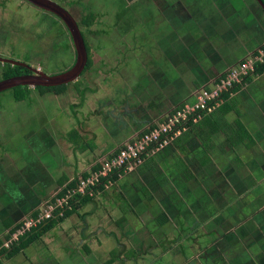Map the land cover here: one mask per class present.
I'll list each match as a JSON object with an SVG mask.
<instances>
[{
	"label": "rangeland",
	"instance_id": "rangeland-1",
	"mask_svg": "<svg viewBox=\"0 0 264 264\" xmlns=\"http://www.w3.org/2000/svg\"><path fill=\"white\" fill-rule=\"evenodd\" d=\"M55 1L69 9L75 19L79 21L78 25L86 30L91 64L88 65L87 69H84L76 81L67 83L63 90L57 92L31 88L25 99L21 100H16L14 97L17 89L9 88L0 92V251L2 248L11 251L13 243L17 242L20 236L36 224L37 218H44L47 214L45 211L50 208L55 207L56 209L57 206H61L58 204H63L70 199L79 202L81 198L87 195L92 198L79 206L66 219L58 222L52 230L35 242L36 244L33 243L35 245L31 244L33 245L32 248L18 251V254L12 256L8 255L7 252L0 254V264H169L171 261L166 262L165 254L171 253L172 258L178 254L182 255V248L188 247V241H186L188 237L198 234L199 231L195 230L200 229L207 219L203 220L199 216L198 226L194 229H188L189 231L181 230L179 233L182 239L172 245L164 246L161 244L165 240L166 232L162 228H156L151 231V235L156 236L158 234L159 241L157 245L159 246L152 245L151 249L144 239L132 238L136 232L133 227L131 229L128 225L127 214L129 213L128 219L131 217V219L137 221L140 217L138 212L140 208L136 211L129 209L128 205H125V200L128 204L131 200L136 204L138 203V205L145 204L143 197L139 196L143 195L147 200L153 194L155 197L157 196L155 188L162 186L157 190L160 194L162 193L163 200L171 198V201H175L176 195L180 194L182 202L186 204L195 203L191 199L193 183H190L187 187L185 185L182 187L174 176V173L178 171L182 173L183 178L190 179L194 177L190 176L191 171L194 169L192 172H194L195 178L192 179L198 182L201 188L199 190L197 184H195V193H198L199 199L205 203L209 200L210 203L212 200L216 201L218 196L213 198L212 195L211 197L212 185L208 186V182L211 180L207 173L208 169L197 170L194 168L197 167V157L204 156L206 152H197V149L194 152L192 150L182 151V157L187 162V166L179 162L178 170L173 166L169 167L167 173L156 175L157 173L153 172V178L148 180L153 184L152 190L147 187L139 188L140 183L133 194L129 189L131 185L125 186V183H128L130 174L142 168V166L144 168L146 160L157 156V153L165 147L153 156L150 155L141 165L135 167L136 170H126L120 175L119 180L116 179L114 182L109 183L107 188L104 187L101 190L100 185L95 187L93 191L87 189L91 192L80 194L76 200L75 197L68 194L60 200L57 197L60 190L65 189L70 182L84 178V173L87 175L91 173L100 162H106L119 147L132 138H136L139 131L149 129L151 123L145 121L141 116L133 117L135 113L133 108L138 104L139 96L144 98L146 94L141 91V88L151 87L152 90L153 86L150 84L154 79L161 85L166 83L159 76L165 71H162V73L160 70H156L157 66H152L154 65L152 61L148 63L145 60L157 58L160 61L166 57L160 56L164 55L160 52L165 53L162 39H159L160 30L156 29L152 32L153 38L149 35L145 37L138 36L144 48L138 46L141 45L138 41L133 46L132 39L121 36L126 35V31L115 38V34L110 32L111 29L106 30L105 26L107 28L112 27L110 25L112 21L111 13L107 16L110 19L109 23L100 20L101 22L96 25L94 21L96 16L91 25L83 22L82 18L87 11L93 12L95 15L98 14V16L105 19L104 9L109 10L110 7L100 6L96 0ZM89 1L92 2L90 5ZM101 13L102 15H100ZM249 13L254 17H259V10L256 8L249 11ZM0 15H2L3 22L7 27V31L1 36L0 48L2 47L6 54L3 55L4 58L7 57L13 60L10 61L12 64L14 61L32 62L31 66L52 74L68 69L75 62L76 51L73 41L69 42L68 40L69 35L64 22H61L52 12L42 9L28 0H0ZM114 22L121 24V29L125 30L126 26L123 22H117L116 20ZM156 22L159 23L157 20ZM144 23L145 21L143 23L135 22L136 25L127 23L126 30H128L129 24H133L138 29ZM251 23L250 20L248 22L249 27L252 26ZM202 24L203 32H206L204 27H207V25ZM59 27L64 31L58 32ZM188 29L179 30L178 43H181L180 47L172 42L169 50L171 51L172 48L177 47L182 53L186 51L185 65L181 64L180 70L184 78L191 81L187 91L191 88L201 90L202 85L209 83L208 76L206 81H201V75H207L210 72V70L207 72V61L205 60V64L201 62L205 72L200 76L192 74L194 71H191V64L195 63L197 59L201 60L208 56L207 52L210 49L208 41L204 40L203 44L200 42L201 48L197 52L194 45L201 38L196 36V31L192 32L190 28ZM199 31L201 32V30ZM144 33L148 34V31H144ZM130 34L132 33L130 32ZM141 35H143V31ZM243 35L241 39L245 42L246 40L250 41L252 38V35L247 31ZM262 45H264V41ZM149 46H153L152 52H154V55H149ZM64 48H67L68 51H64ZM129 50H132V52H129ZM200 52L202 53L200 54ZM4 67L5 71L7 64ZM11 67L14 66L11 65ZM171 67L168 63L166 73L168 78L173 74L175 76V72ZM0 69H3V63H0ZM0 72L2 71L0 70ZM152 76L154 79H151ZM168 83L172 82L169 80ZM193 85L195 86L191 87ZM22 89L20 90L22 91ZM148 89L150 90V88ZM183 100L186 101V97L179 104L176 105L175 103L173 105L175 106L173 111L181 105ZM144 101L145 99L142 100V102ZM185 101L183 103H186ZM139 105L141 107V104ZM146 105L148 108L151 107L149 103ZM185 105H189V103ZM21 110H24V113L21 112L20 114L19 111ZM58 118L61 120H58ZM228 119L229 122L232 121L230 117ZM55 121L58 132L61 134L54 133L55 128H57L56 125L54 127L50 126ZM185 122L183 121V123ZM199 122L200 120L197 123L199 124ZM187 123L185 126H187ZM44 128L47 129L50 136L45 134V137H42L41 134H43ZM66 137H69L75 145L71 143L72 146L70 147ZM34 139L40 142L38 147L35 146V148H33V144L30 147L31 142L35 141ZM194 139L197 138L194 136L191 142ZM84 145L87 148L81 150L80 146ZM55 155L56 159L54 160ZM61 172L66 173L65 180L58 182L60 178L58 175ZM171 178H175L177 186L174 187ZM123 179H125L124 182ZM226 183L228 184L227 181ZM156 184L160 186L157 187ZM168 184L173 188H170ZM135 187L133 186L134 189ZM254 189L255 186L249 187L250 191H254ZM244 205V203L239 204L241 208ZM207 208H211V206ZM261 208V210L256 208L252 212H248L241 221L246 222V224L253 221L254 227L264 225V220L260 217V214L264 217V207L261 206ZM132 210L133 212H131ZM212 210L217 213L227 211L224 208L222 210L220 208ZM56 212L53 211V216ZM53 216L51 215V217ZM231 217L234 219L233 221L237 220L233 214ZM231 222L230 220L226 224L229 227L227 229L238 226ZM247 229L250 230V228ZM130 231L133 235H130ZM232 232L233 230H231ZM189 243L192 244V242ZM205 244L204 242L203 245ZM247 248L231 260L226 256L228 258L224 259L226 262L221 260L218 263H213L259 264L262 261L264 262V251L261 253L259 250L256 254H250L253 250ZM253 248L255 247H250V249ZM219 250L220 256L218 258L223 259V251ZM116 253L117 255H115ZM135 253L138 255L136 256ZM198 254L208 255L204 250H199ZM112 256H115V258ZM123 257L126 260H123ZM185 257V255L182 256L180 259L182 263L180 262V264H193L188 262L192 258L187 259ZM128 259H131V261H128ZM195 260L199 261L196 256ZM175 262L173 263L175 264ZM198 264L209 263L200 260Z\"/></svg>",
	"mask_w": 264,
	"mask_h": 264
},
{
	"label": "crops",
	"instance_id": "crops-1",
	"mask_svg": "<svg viewBox=\"0 0 264 264\" xmlns=\"http://www.w3.org/2000/svg\"><path fill=\"white\" fill-rule=\"evenodd\" d=\"M96 1L100 6L110 7V9H104L105 19L97 14L96 19L94 20L95 24L97 25L98 22H101L100 20L104 23H109L110 19L107 16L111 13L112 21L110 22V25H112V27H105L106 30L111 29L110 32L115 34V38L117 35L126 31L127 34L121 36H126L127 38L132 39V45L135 46L137 41L138 43L141 41L139 37L149 35V37L153 38L152 32L156 29L160 30L159 39H162L163 50H165V53L160 52V54H164L160 56L166 57L160 61H158L157 58H154V60H151L150 58L145 60L148 63H151L152 61V64H154L152 66H157L155 68L156 70H160L161 72L165 71L159 76H161L166 83L161 85L159 82L155 81L152 76L151 79H154V81H152V84L150 85L153 86V89L151 90V87H148L150 90L148 88H141V91H144L146 94L144 95V98L139 96L138 104L133 108L135 111L133 117L137 118L141 116L145 121L147 120L151 123L149 124L150 127L157 121L161 122L166 119L168 115L173 114V112L176 111V109L173 111L175 108L173 105H175V103L176 105L179 104L183 98L186 97V101L183 100L181 105L184 101L189 104L195 102L199 97L198 94H201L200 92L202 90H210L215 83L213 81L219 80L229 68L255 54L264 41V8L258 0ZM261 1L264 4V0ZM91 3L89 1V5ZM87 6L86 9L88 8ZM254 8L259 10V17H254L249 13V11H252ZM88 13L89 11L85 13L86 15H84L83 18L87 16ZM100 15H102V13ZM3 20L2 15H0V39L7 31L6 24ZM115 20L117 22H123L126 27L127 23H143L144 21L145 23L138 29L134 26L136 24H129L128 30H126V27L125 30H123L121 29V24L115 23ZM156 20L159 21V23H157ZM250 20L252 21V26L249 27L248 22ZM202 23H204V26L207 25V27H204L206 28V32H203L204 29ZM129 28L132 29L129 30ZM188 28H190L192 32L196 31V36L201 38L198 40L199 43L196 41L194 45L197 52L201 48L200 42L203 44L204 40H206V42L208 41L210 49V51L207 52L208 56L201 60L197 59L195 63L191 64V71H194L192 74L194 73V76H196V74L200 76L205 72L202 68L201 62L202 64H205V60L207 61V72L209 70L210 72L207 75L202 74L201 81H206L208 76L209 85H202L201 90L191 88L192 90L190 89L187 91L188 85L191 81L188 78H184V75L180 70V65H185L186 51H183L182 53L177 47L172 48L171 51L169 50L172 42H175V44L180 47L181 43H178V36H180L179 30H189ZM199 30H201V32ZM103 31L105 32V30ZM142 31L143 35H141ZM144 31H148V34L144 33ZM245 31L252 35L250 41L246 40L245 42V40L241 39L244 36L243 33ZM130 32L132 34H130ZM138 46L141 48L143 47L142 43ZM152 47L153 46H149L150 56L154 55ZM129 52H132V50H129ZM202 52H200V54ZM3 55L6 54L1 47L0 57ZM0 63H2L1 60ZM168 63L172 66L171 69L175 72V76L173 74L170 78L166 76ZM0 70L4 71V68ZM1 73L2 72H0V77ZM169 80L172 82L170 83L172 85L168 83ZM249 81L250 82L244 84L241 88L226 98L224 104H222L220 108L218 107L213 112L205 114L199 124L192 122L187 125L188 127L182 128V133L178 137H174L175 139H173V142L169 143L167 147H163L164 149L159 151L157 156L150 157V159L146 160L144 168L143 166L138 170H136V168V171L128 176V183H125V186L131 185L129 189H131L133 194L138 187L137 185H140V183L141 185L139 188L147 187L152 190L153 184L148 182V180L153 178V172H156V175L167 173L169 167L173 166L178 170L179 162H182L183 165L187 166V162H185V159L182 157V151L192 150V152H194L197 149V152H206L204 156L197 157V167L194 168L197 170L208 169L207 173L211 179L210 182H208V186L212 185V191H210L211 197L212 195L213 198L218 196L216 201L212 200L210 203L209 200L208 202L206 201V204L199 199L198 193H195V184H197L199 190L201 188L198 185V182L192 179L195 178V175L193 174L194 172H192L194 169L191 171L192 174L190 175L191 177H194L190 179L187 178L186 180L183 178L182 173L176 170L174 176L177 178L178 184L182 187H184V185L187 187V185L193 183L191 199L192 201H195V203L190 202L186 204L182 202L180 194L176 195L175 201H171V198L167 199L166 197L165 199L167 200H163L162 193L160 194V192H158L160 187H162L159 184H156L157 187H160L155 188L157 194L155 197L153 194L151 198L147 200L143 195L138 194L140 195L139 197H143L145 204L138 205V203L136 204L132 200L130 202L133 204L130 202L128 204L125 200V205H128L127 207L129 209H134L136 211L140 208L138 212L140 213L139 216L141 218L139 217L138 220L136 219L137 221H134L131 217L128 219L129 213L127 214L128 225L131 229L133 227L136 232L133 235L130 231V235H133L132 238L138 237L144 239L149 248H151L152 245L159 246L157 245L159 241V238L157 237L158 234H156V236L151 235V231L156 228H162V230H165L166 232L167 238L165 237V240L162 241L161 244L164 246L172 245L182 239L179 233L181 230L189 231L198 226L199 216H201V219L203 220L207 219L206 223L202 224L200 229L195 230L199 231L198 234L188 237L186 240L188 241V247L182 248V255L178 254L172 258L170 256L171 253L165 254L166 262L168 263L171 261L169 264H174L173 262L175 261V264H177V261L178 264H180V259L183 255H185V258L187 259L192 258L190 259L191 261H188L189 263L198 264L201 260L207 261V263L211 264L213 262L218 263L221 260L225 261L228 258L231 260L235 255H239V253L242 250L244 251L247 247L249 250H253L250 254H256L259 250L261 253L264 251V240H262L264 238V225L254 227L255 224L253 221V223L250 221L247 224L246 222L241 221L246 217L248 212H252L256 208L261 210V206L264 207V70L252 76ZM196 83L199 86L197 81ZM194 86L195 85L191 87ZM144 99L145 101L142 102ZM147 103L150 104V108L147 107ZM139 104H141V107ZM21 112L24 113V110L19 111L20 114ZM228 117L232 120L231 122H229ZM58 120L61 119L58 118ZM54 125L57 126L56 121L50 126L54 127ZM55 130L56 131L53 130L54 133L57 135L61 134L58 132V126ZM142 131L143 130L138 133L140 134ZM187 131L189 133H186ZM42 132V137H45V134L50 136L47 129L44 128ZM184 133L186 134L184 135ZM194 136L197 139H194V141L192 140L191 142V139H193ZM67 138V143H69V146L71 147V143L73 142L69 137H66V139ZM39 143L40 142H37L36 140L32 141L30 147L33 145V148H35V146L38 147ZM80 148L81 150H84L87 146H80ZM55 159L56 155L54 160ZM47 167L49 166L47 165ZM65 175V172H61L60 175H58V177L60 176L58 182L61 180L63 182L65 180ZM117 179L119 180L120 177ZM124 180L125 179H123V182ZM171 181L173 182L174 187L175 185L177 186L175 178H171ZM133 186H136L135 189ZM168 186L173 188L169 184ZM168 186L166 187L168 188ZM250 186H255L254 191L249 190ZM240 203H244L245 205L241 208V206H239ZM210 206L211 208H207ZM215 208H220L221 210L224 208V210L227 211L224 213H217L212 210ZM131 212H133V210ZM232 214L235 216V219H237V222L233 221L234 219L231 217ZM260 217L264 220V217L261 214ZM230 220L238 226L227 229L229 227L226 226V224L229 223ZM247 228H250L252 231ZM231 230H233L232 233ZM189 239L191 240L189 241ZM189 242H192V244ZM204 242L206 243L205 245H203ZM33 245L29 247L32 248ZM250 247L255 248L250 249ZM219 249L223 251V259H221V257L220 259L218 258V256H220ZM199 250L206 251L208 255H199ZM115 255H117V253ZM135 255L137 256L138 254L135 253ZM195 256L199 261L195 260ZM112 257L115 258V256ZM55 258L53 259L56 260ZM125 258L123 257V260H126ZM128 261H131V259H128ZM259 264H264V262L262 261Z\"/></svg>",
	"mask_w": 264,
	"mask_h": 264
},
{
	"label": "built area",
	"instance_id": "built-area-1",
	"mask_svg": "<svg viewBox=\"0 0 264 264\" xmlns=\"http://www.w3.org/2000/svg\"><path fill=\"white\" fill-rule=\"evenodd\" d=\"M258 63H264V45L252 56L229 68L224 76L215 81L213 89L202 90L201 94H198L199 97L195 103L186 105L183 109L168 115L163 121L156 122L149 129L138 134L136 138H132L124 143L106 162H100L97 170L93 169L86 177L77 179L76 188L68 190L66 196L68 194L73 197H79L80 194L91 192L101 184L107 188L109 183L114 182L126 170H132L141 165L150 155L153 156V154L175 139L174 137H178L182 133V128L187 127L185 126L187 122L192 121L197 123L205 114L211 113L220 107L224 102L219 96L220 93L228 90V87L234 84H240L245 77L253 74ZM202 112L205 113L202 114ZM183 121L186 122L183 123ZM188 123L187 125H189ZM87 189H91V191ZM60 199L62 198L58 200ZM70 200H67L63 204H58L61 206H57L56 204V209L54 207L45 211L47 213L46 216L44 218H37L36 224L40 223L43 219L50 218L51 215L53 216V211L68 205ZM6 246L8 247V245Z\"/></svg>",
	"mask_w": 264,
	"mask_h": 264
},
{
	"label": "water",
	"instance_id": "water-1",
	"mask_svg": "<svg viewBox=\"0 0 264 264\" xmlns=\"http://www.w3.org/2000/svg\"><path fill=\"white\" fill-rule=\"evenodd\" d=\"M34 5L41 7L47 11H50L57 15L66 25L71 38L73 40V44L75 46L76 51V59L72 66L68 69L63 70L57 73H46L43 71H39L37 68H33L32 66L23 63L14 61L13 64L23 65L28 67L32 72L23 73V74H15L5 78L0 79V92L7 90L9 88H14L16 86H43V87H53L62 84H67L69 82L76 81L77 78L82 74L84 69L88 65V51L85 44V40L79 28V25L72 15V13L65 8L63 5L58 3L55 0H28ZM264 8V4L261 0H258ZM0 60L3 62H10L13 60L5 59L0 57ZM12 63V62H11Z\"/></svg>",
	"mask_w": 264,
	"mask_h": 264
},
{
	"label": "trees",
	"instance_id": "trees-1",
	"mask_svg": "<svg viewBox=\"0 0 264 264\" xmlns=\"http://www.w3.org/2000/svg\"><path fill=\"white\" fill-rule=\"evenodd\" d=\"M95 13L93 12H89L87 14V16H85L83 18V22L87 25H91L94 18H95ZM87 47V51H88V65L91 64V57H90V53H89V47L88 44H86ZM88 65L85 69L88 68ZM16 69V70H15ZM264 70V63H258L255 67L254 73L245 77L244 80H242V82L240 84H234L231 87H228V90H225L223 92L220 93V98L224 101L226 98H228L232 93H234L235 91H237L239 88H241L244 84H247L248 82H250V78L256 74H258L259 72ZM5 77L11 76V75H15V74H23L25 72L28 73V70L25 69L23 67V70L21 68V66H14L11 67V64L7 63V68L5 70ZM67 84H62V85H58V86H53V87H43V86H36L35 88H39L40 91H60L63 90L65 88ZM21 88L22 91L20 90ZM14 89H17V92L15 91L14 97L17 100H21L23 98L26 97L27 92L31 89L29 86L25 85V86H16L14 87ZM19 89V90H18ZM27 90V91H26ZM26 91V93H25ZM213 102V101H212ZM224 104V102H223ZM185 104L180 105L179 107H177L176 111L181 110L185 107ZM222 106V105H221ZM220 108V107H219ZM175 111V112H176ZM205 112H202V114H204ZM202 121V120H201ZM192 121H190L188 124H191ZM100 165H96L94 167V170H97L99 168ZM87 174L84 173V177H86ZM117 178V177H115ZM104 181V179H102ZM106 181V180H105ZM77 185V181H73L70 182L65 189H62L60 191V193H58V197L59 198H63L66 196V193L68 192V190H73L76 188ZM101 190L104 189V186L101 184V186L99 187ZM92 197L90 196H85L84 198H81V200L79 202H75L73 199H71L68 203V205L64 206L61 209H57L55 215L53 217L50 218H46L43 219L40 223L32 226L30 228V230H28L27 232H25V234H23L22 236L19 237L17 242H14L12 247H11V251H9L8 249H2L0 251V254H4V253H8V255H13V254H17L18 251L24 250L27 247H29L31 244L37 242L38 240H40L46 233H48L50 230H52L58 222L63 221L64 219H66L69 215H71L79 206L85 204L89 199H91ZM75 200L78 199V196H75L74 198ZM62 213V215H61Z\"/></svg>",
	"mask_w": 264,
	"mask_h": 264
},
{
	"label": "flooded vegetation",
	"instance_id": "flooded-vegetation-1",
	"mask_svg": "<svg viewBox=\"0 0 264 264\" xmlns=\"http://www.w3.org/2000/svg\"><path fill=\"white\" fill-rule=\"evenodd\" d=\"M62 5V4H61ZM65 7V6H64ZM66 8V7H65ZM43 9V8H42ZM45 10V9H44ZM69 10V9H68ZM54 14V13H53ZM56 15V14H55ZM56 17H57V15H56ZM58 19H60L59 17H57ZM61 20V19H60ZM76 21H77V19H76ZM62 22V21H61ZM79 21H77V23H78ZM65 25V24H64ZM65 28H66V31H67V33H68V35H69V37H68V40H69V42H71V40H72V38H71V35H70V33H69V31H68V29H67V27H66V25H65ZM79 28H80V30H81V33H82V35H83V38H84V40H85V44H88V42H87V34H86V30H84L83 28H81V26H79ZM64 30L61 28V27H59L58 28V32H63ZM73 41V40H72ZM68 49H69V46L67 47ZM67 48H64V51H68V49ZM2 58H4L3 56H1ZM5 59H8L7 57H5ZM2 61V60H1ZM3 63V68H5L4 67V65H6L7 63H9V64H11V65H13V66H21V68H22V70H23V67L25 68V69H27L28 70V73H30V72H32V70H30L28 67H25V66H23V65H18V64H12L11 62H8V61H6V62H2ZM26 64H28V65H30V64H32V62H26ZM73 65V64H72ZM71 65V66H72ZM31 66V65H30ZM33 68H36L35 66H32ZM7 68V67H6ZM14 68V67H13ZM39 71H42V70H40L39 68H37ZM16 70V69H15ZM59 72H61V71H59ZM5 71H2V73H1V77H0V79H2V78H5ZM25 73H27V72H25ZM57 73V72H56ZM83 73V72H82Z\"/></svg>",
	"mask_w": 264,
	"mask_h": 264
},
{
	"label": "clouds",
	"instance_id": "clouds-1",
	"mask_svg": "<svg viewBox=\"0 0 264 264\" xmlns=\"http://www.w3.org/2000/svg\"><path fill=\"white\" fill-rule=\"evenodd\" d=\"M3 249V248H2Z\"/></svg>",
	"mask_w": 264,
	"mask_h": 264
}]
</instances>
